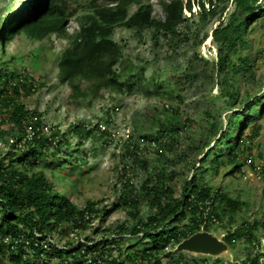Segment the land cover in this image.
<instances>
[{"label":"trees","instance_id":"obj_1","mask_svg":"<svg viewBox=\"0 0 264 264\" xmlns=\"http://www.w3.org/2000/svg\"><path fill=\"white\" fill-rule=\"evenodd\" d=\"M195 1L204 16L214 10L219 0ZM232 1L233 9L228 19L212 31L217 45L216 69L223 74L222 80L230 73L233 76L220 93L231 99L239 94L234 74L245 79L253 74L250 56L237 54V61L233 54L240 45H247L242 37L247 23L264 13L260 0ZM19 3H22L21 7L11 14L0 13L3 18L0 51L4 50L5 43L22 32L36 39L51 33L65 37L68 44L58 59L59 76L62 82L71 86L70 97L74 95L75 98H84L87 90L122 91L131 85L133 69L119 68L123 52L113 37L116 27L136 32L149 29L155 37L174 38L179 35V26L186 21L184 8L191 10L193 4L192 0H160L164 16H156L150 0H109L106 4L93 0L75 16L79 28L70 33L66 30L67 20L74 13H66V0H17ZM9 62L0 57V134L11 124L16 127L17 140H23V147L15 144L13 151L0 158V255L8 254L10 264H52L51 257L60 259L56 264H165L162 261L165 245L174 246L199 230L215 231L217 226L226 221L230 224L242 215L247 202L241 196H233L221 184L213 185L205 179L206 175L198 174L205 170L219 175L225 166H229L225 173L242 172L245 158L252 151V141L263 127L258 117L264 115V92L246 97L243 108L233 112L218 133L215 131L217 134L208 141L205 156L197 167L193 166L195 170L191 178L185 180L179 195L174 196L173 188L166 182L170 173L167 167L164 170L156 168L153 174L147 160L138 159L136 155L135 164L148 174L135 188L131 176L124 175V166L119 195V205L127 208L128 215L137 218L135 223L130 225L128 221H122L113 232L101 235L100 239L85 237L86 244L68 240L59 247L44 242L55 234L82 230L100 212H105V206H98L99 200L86 199L84 206H79L69 195L54 187L45 170L35 169L39 165L47 166L64 147L72 146L69 141L72 134L80 143L100 128L98 123L90 127L74 122L66 129L55 126L46 132L42 113L29 108L23 101L36 89L34 78L22 68L9 66ZM83 83L87 84V90L82 88ZM173 113L176 118L162 122L153 136L163 147L175 142L178 125L186 129L191 122H187V117L177 118L181 113L179 109ZM209 127L212 129V121L208 123ZM130 147L129 151L137 154L139 149L135 140H128L127 148ZM77 158H67L64 163L72 168L80 162L77 160H82ZM142 198H147L150 204L145 219L139 217ZM262 228L264 218L251 222L243 220L225 228L222 238L234 247L238 238L247 233L245 249L249 254L243 264H264V244L260 239L254 243L251 237ZM6 237L9 241L5 242ZM13 239L18 241L13 244ZM259 243L260 250L257 249ZM171 253L166 252L168 264H179L178 259L169 256ZM197 258L190 260V264H200V258Z\"/></svg>","mask_w":264,"mask_h":264},{"label":"rangeland","instance_id":"obj_2","mask_svg":"<svg viewBox=\"0 0 264 264\" xmlns=\"http://www.w3.org/2000/svg\"><path fill=\"white\" fill-rule=\"evenodd\" d=\"M92 1L66 0V13H74L67 20L69 32L78 28L75 16ZM260 1L264 6V0ZM107 2L109 0H97L98 4ZM151 2L154 14L164 16L160 0ZM21 5L22 3L17 4V0H0V13L8 12L9 15ZM232 9L231 0H219L211 13L202 16L198 6L192 5L191 13L185 10L186 21L179 26V35L174 38L155 37L149 29L136 32L134 29L116 27L113 37L120 43L123 52L119 68L133 69L131 85L122 91L101 89L91 92L86 89L87 84L83 83L82 88L87 90L84 98H75L74 95L70 97L71 86L60 80L58 59L68 44L65 37L52 33L36 39L22 32L4 44V50L0 51L1 59L10 61L8 64L13 68H22L35 80V91L25 96L23 101L29 108H36L42 113L46 132L55 126L66 129L74 122H82L90 127L98 123L100 128L89 138L81 139L80 143L79 138L72 134L69 137L72 146L64 147L62 153L47 166L39 165L35 169L45 170L54 187L69 195L79 206H84L86 199L99 200L98 206H105V212H100L82 230L55 234L44 242H51L59 247H63L68 240L86 244L85 237L100 239L101 235L113 232L122 221H128L130 225L135 223L137 218L128 215L127 208L119 205V195L124 179V166V175L128 173V177L131 176L135 188H138L148 174L144 168L135 164L136 155L138 159L147 160L153 174L156 168L164 170L167 167L170 173L166 182L173 188L174 196L179 195L185 180L191 178L195 170L193 166L197 167L200 159L205 156L208 141L226 126L228 117L233 112L243 108L246 97L264 92L263 13L247 23L242 36L247 45H240L233 54L237 61V54L249 55L253 74L247 79L234 74L239 85V94L235 98L231 99L220 93L232 81L233 76L230 73L227 79L222 80L223 74L216 69L217 45L211 31L228 19ZM2 19L0 16V25ZM175 109L181 112L177 118L187 117V122H191L186 129L178 125L175 142L163 147L153 136L162 122L176 118L173 113ZM258 118L263 127L252 141L251 153L254 162L257 165L261 163V167L264 164V115ZM211 121L212 129L208 128ZM15 128L14 125H6L4 133L0 134V158L8 151H13L15 144L23 147V140H17ZM247 130L248 128L245 131ZM128 140L137 142V154L129 151L131 147L127 148ZM74 157L82 160H77L76 162H80L69 168L64 162L67 158ZM244 168L243 175L225 173L229 166L221 168L219 175L205 170L198 174L206 175L205 179L211 184H221L233 196L238 194L247 202L242 215L234 222L229 224L226 221L215 228V234L220 238L225 233V228L233 227L243 220L251 222L264 218V170L255 172L248 165ZM146 199L142 198L140 204L139 217L142 219L150 212V204ZM246 234L238 238L236 246L229 245L228 252L222 256L216 259L209 256L208 262L243 264L249 254L248 249H245L248 246ZM251 237L254 243L257 244L260 239L264 244V228ZM258 245L257 249L260 250L261 243ZM141 246L143 245L140 244ZM166 252H172L169 256L176 261L178 259L179 264H190L189 261L196 258L194 253L178 252L174 246L171 251L163 252L167 262L169 257ZM7 257L8 254L0 255V264H10ZM50 260L52 264L60 261L58 257H51Z\"/></svg>","mask_w":264,"mask_h":264},{"label":"water","instance_id":"obj_3","mask_svg":"<svg viewBox=\"0 0 264 264\" xmlns=\"http://www.w3.org/2000/svg\"><path fill=\"white\" fill-rule=\"evenodd\" d=\"M195 254L220 255L228 250V244L209 231H197L181 240L177 247Z\"/></svg>","mask_w":264,"mask_h":264},{"label":"clouds","instance_id":"obj_4","mask_svg":"<svg viewBox=\"0 0 264 264\" xmlns=\"http://www.w3.org/2000/svg\"><path fill=\"white\" fill-rule=\"evenodd\" d=\"M151 1V0H150ZM184 1H186V0H184ZM192 2H193V4L192 5H197L196 3H194V2H196L195 0H192ZM231 2L233 3V1L231 0ZM262 4V3H261ZM206 6L205 7H209L208 6V3L206 2V4H205ZM263 5V4H262ZM154 6V5H153ZM198 6V5H197ZM133 8H135V6L133 7ZM198 8H199V6H198ZM185 10H187V11H189L190 13L192 12L191 10H192V7H191V10H189V9H187V8H184V13H185ZM199 11H200V9H199ZM185 16H186V14H185ZM71 17V16H70ZM70 17H68V19L70 18ZM77 22V21H76ZM78 23V22H77ZM67 25H68V21H67ZM78 28H79V25H78ZM77 28V29H78ZM215 28V27H214ZM213 28V29H214ZM213 29H212V31H213ZM66 30H67V26H66ZM76 30V29H75ZM68 31V30H67ZM212 31H211V35H212ZM69 32V31H68ZM71 33V32H70ZM52 34V33H51ZM57 34V33H56ZM48 36V35H47ZM60 36V35H59ZM46 37V36H45ZM166 106H168V105H166ZM155 140V139H154ZM153 143H155L154 141H153ZM255 160L253 159V156H252V153L251 152H249L248 153V155L246 156V158H245V163H244V165H243V167H242V172H237V174H242L243 175V173H244V170H245V168H244V166H250V167H252L253 168V170L255 171V172H262L263 170H264V164L261 166V167H259L260 166V164H256L255 162H254ZM255 163V164H254ZM199 231H202V230H199ZM205 231H209V232H212V233H214L215 234V231H212V230H205ZM197 232V231H196ZM195 233V232H194ZM193 234V233H192ZM224 234V233H223ZM216 235V234H215ZM190 236V235H189ZM217 236V235H216ZM222 237H223V235H222ZM220 238V237H218V238H220V239H222V240H224L223 238ZM184 239V238H183ZM183 239H181V240H183ZM180 240V241H181ZM179 241V242H180ZM225 241V240H224ZM178 242V243H179ZM226 242V241H225ZM178 243L177 244H175L174 246H176L177 247V245H178ZM227 243V242H226ZM228 244V243H227ZM174 246H171L170 244H168V245H165L163 248H164V250H166V251H171L172 249H173V247ZM228 246H229V244H228ZM229 248H230V246H229ZM229 248H228V250H229ZM178 251H186V250H180V249H177ZM228 250H226L225 252H228ZM190 252V251H189ZM224 252V253H225ZM224 253H222V254H220V255H210V254H195L194 253V255L196 256V258L197 257H199L200 259H199V261H200V264H210V262H208V261H210L209 259H208V257L210 256V257H213L212 259H216V258H218V257H220V256H222ZM198 259V258H197ZM162 261L163 262H165V264H168V262L166 261V260H164V256H163V259H162ZM176 264V263H175Z\"/></svg>","mask_w":264,"mask_h":264},{"label":"built area","instance_id":"obj_5","mask_svg":"<svg viewBox=\"0 0 264 264\" xmlns=\"http://www.w3.org/2000/svg\"><path fill=\"white\" fill-rule=\"evenodd\" d=\"M7 240L9 241V239H8L7 237L4 238V241H5V242H6ZM13 241H14L13 244H15L18 240H17V239H13Z\"/></svg>","mask_w":264,"mask_h":264}]
</instances>
